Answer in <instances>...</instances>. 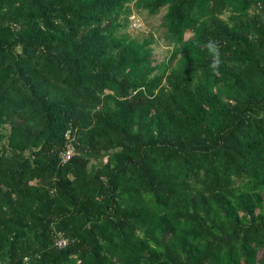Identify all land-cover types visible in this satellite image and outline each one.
<instances>
[{
	"label": "trees",
	"instance_id": "1",
	"mask_svg": "<svg viewBox=\"0 0 264 264\" xmlns=\"http://www.w3.org/2000/svg\"><path fill=\"white\" fill-rule=\"evenodd\" d=\"M0 264H264V0H0Z\"/></svg>",
	"mask_w": 264,
	"mask_h": 264
},
{
	"label": "rangeland",
	"instance_id": "2",
	"mask_svg": "<svg viewBox=\"0 0 264 264\" xmlns=\"http://www.w3.org/2000/svg\"><path fill=\"white\" fill-rule=\"evenodd\" d=\"M163 11V9H159L155 14H148L145 10H136L130 5L127 25L122 28L130 36L137 38L148 32L152 33L155 39V43L152 45V55L156 59H160L166 54V45L162 40L158 26Z\"/></svg>",
	"mask_w": 264,
	"mask_h": 264
},
{
	"label": "built area",
	"instance_id": "3",
	"mask_svg": "<svg viewBox=\"0 0 264 264\" xmlns=\"http://www.w3.org/2000/svg\"><path fill=\"white\" fill-rule=\"evenodd\" d=\"M66 154H70V150H67ZM67 157H68L67 155H64V156H63V160H64L65 158H67ZM62 243H63L62 240H59V241H58V245H60V244H62Z\"/></svg>",
	"mask_w": 264,
	"mask_h": 264
}]
</instances>
